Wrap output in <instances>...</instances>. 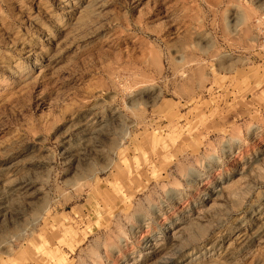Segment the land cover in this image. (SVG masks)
<instances>
[{
	"label": "rangeland",
	"instance_id": "1",
	"mask_svg": "<svg viewBox=\"0 0 264 264\" xmlns=\"http://www.w3.org/2000/svg\"><path fill=\"white\" fill-rule=\"evenodd\" d=\"M263 40L264 0H0V264H264Z\"/></svg>",
	"mask_w": 264,
	"mask_h": 264
},
{
	"label": "bare ground",
	"instance_id": "2",
	"mask_svg": "<svg viewBox=\"0 0 264 264\" xmlns=\"http://www.w3.org/2000/svg\"><path fill=\"white\" fill-rule=\"evenodd\" d=\"M91 20H92V14L90 13V9L89 8H87V7H85V8H82L81 10H79L78 11V15L76 16V19H75V21L73 22V25H71V27H70V31H77V32H80V33H83V32H85V29H86V25L88 24V23H90L91 22ZM154 55H157V54H154ZM153 55V58H152V61H153V63H154V65L156 66V67H160L161 66V60H160V57L159 56H154ZM18 71V70H17ZM16 71V72H17ZM41 72H43V69H40V71H39V73H41ZM129 167V166H128ZM122 187H120L119 188V186H118V189H117V192L119 191V189H121ZM118 193H120V192H118ZM38 247V246H37ZM36 247V248H37ZM40 247V246H39ZM44 248V247H43ZM42 248V249H43ZM36 250V249H35ZM38 250V249H37ZM35 251V252H39L40 253V251ZM56 250V249H55ZM57 252H59V251H57ZM94 252V251H93ZM34 253V252H33ZM41 254V253H40ZM58 254V253H57ZM95 254V253H94ZM34 255V254H33ZM38 255V254H37ZM42 255V254H41ZM35 256V255H34ZM40 257V256H39ZM37 258H38V256H37ZM61 259V258H60ZM63 259H64V256H63ZM64 260H66V259H64ZM63 260V261H64Z\"/></svg>",
	"mask_w": 264,
	"mask_h": 264
},
{
	"label": "built area",
	"instance_id": "3",
	"mask_svg": "<svg viewBox=\"0 0 264 264\" xmlns=\"http://www.w3.org/2000/svg\"><path fill=\"white\" fill-rule=\"evenodd\" d=\"M264 41V40H263Z\"/></svg>",
	"mask_w": 264,
	"mask_h": 264
}]
</instances>
